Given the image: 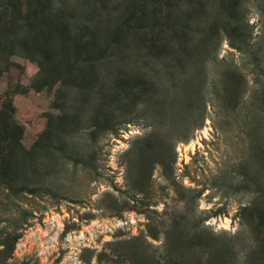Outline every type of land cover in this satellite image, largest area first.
I'll return each mask as SVG.
<instances>
[{"label": "trees", "instance_id": "1", "mask_svg": "<svg viewBox=\"0 0 264 264\" xmlns=\"http://www.w3.org/2000/svg\"><path fill=\"white\" fill-rule=\"evenodd\" d=\"M244 8L245 0H0V80L13 69L24 74L23 62H33L32 88L52 98L46 128L27 147L14 105L21 85L8 82L0 97V264H13L36 218L32 199L45 198L62 180L74 190L77 178L98 174L92 147L141 109L157 127L126 154L135 158L140 179L161 167L183 208L120 207L116 213L144 214L145 231L118 237L100 252L86 250V263L264 264V85L253 97L248 169L256 189L239 213L249 233L244 243L207 228L210 217L196 205L200 194L175 181V144L159 129L168 124L190 133L203 124L212 61L221 67L219 105L225 111L243 105L245 75L217 54L224 41L241 54L252 52Z\"/></svg>", "mask_w": 264, "mask_h": 264}, {"label": "rangeland", "instance_id": "2", "mask_svg": "<svg viewBox=\"0 0 264 264\" xmlns=\"http://www.w3.org/2000/svg\"><path fill=\"white\" fill-rule=\"evenodd\" d=\"M263 1L245 0L244 15L253 30L252 52L241 54L224 41L217 54L218 60L232 61L245 75L248 84L243 105L235 111H225L219 105L216 91L220 89L216 80L221 67L212 61L208 69L209 105L203 124L190 133L189 128L176 130L168 124L159 128L168 136V144H175V181L200 194L196 205L204 217H210L205 223L207 228L218 234L239 236L241 243L249 239V233L242 226L239 213L251 202L256 189L248 165L251 114L255 108L253 97L264 85ZM23 66L24 74L13 69L8 78L0 80V97L8 82L21 85L14 96V105L18 120L26 127L24 144L30 147L46 128L52 98L47 90L31 86L37 65L27 61ZM156 127L143 109L134 113L131 123L92 147L97 152L98 174H83L77 178V184L72 183L77 187L74 190L65 186L70 183L62 180L45 198L32 199L36 218L31 219L11 262L87 264L89 253L86 250L100 252L118 237L145 231L144 214L116 213L120 207L130 208L136 204L137 211L141 212L182 210L183 204L162 168L156 167L150 180L140 179L132 167L135 158L126 154L136 140ZM184 137H188L187 140H179ZM93 178L96 181L93 182ZM138 191L142 194H137Z\"/></svg>", "mask_w": 264, "mask_h": 264}]
</instances>
